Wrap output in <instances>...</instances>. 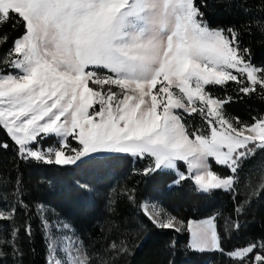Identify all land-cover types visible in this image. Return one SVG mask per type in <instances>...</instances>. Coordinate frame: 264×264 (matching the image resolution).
I'll return each mask as SVG.
<instances>
[{"label":"snow or ice","instance_id":"obj_1","mask_svg":"<svg viewBox=\"0 0 264 264\" xmlns=\"http://www.w3.org/2000/svg\"><path fill=\"white\" fill-rule=\"evenodd\" d=\"M206 7V0H0V45H8L0 56V129L11 141L0 142V150L14 147L25 162L46 165L87 159L103 166L120 153L148 157L144 176L172 170L176 184L190 180L195 192L222 190L235 199L245 164L264 152V114L251 122L230 117L225 108L233 97L216 96L207 86L234 81L239 93L264 98V67L252 63L238 29L209 25ZM21 23L23 34L9 44L3 29ZM194 115L201 127L185 119ZM69 136L81 147L66 154ZM38 137L59 138L60 146L40 149ZM251 175L238 216L253 198L264 197V176L253 184ZM19 183L14 194L27 209ZM16 212L15 205L0 207V222L14 223ZM148 215L159 229L190 232L193 250L219 251L231 264H264V239L225 252L215 216L185 225L175 215ZM227 227L243 225L237 219ZM18 231L0 236V261L8 246L13 256L22 255ZM25 232L31 235L30 225ZM136 246L112 242L105 250L110 257L95 260L81 242L52 241L48 264H117Z\"/></svg>","mask_w":264,"mask_h":264},{"label":"trees","instance_id":"obj_2","mask_svg":"<svg viewBox=\"0 0 264 264\" xmlns=\"http://www.w3.org/2000/svg\"><path fill=\"white\" fill-rule=\"evenodd\" d=\"M205 19L214 28L234 27L241 32L244 47L251 51L252 63L264 67V0H206ZM9 44L23 34V24L14 28L6 26ZM8 45H0V56ZM241 85L229 81L225 85H209L216 96L233 97L225 112L251 122L253 116L264 114V98L253 93L245 96L237 90ZM182 112V111H179ZM192 127H201L198 115L185 116ZM38 146L57 144L56 137H40ZM11 143L6 132L0 129V142ZM73 142L72 139L70 140ZM264 152L244 166L239 177L240 186L235 199L230 193L217 190L201 194L193 190L190 180L174 183L176 174L171 170L157 171L144 176L143 170L151 158H137L130 154H111L108 161L99 166L85 159L75 165H46L22 160L15 148L0 150V207L15 205V222H0V236L8 237L18 229L16 246L22 255L13 256L11 246L5 248L6 257L0 264H46L47 240L39 206L52 211L67 222L87 252L95 260L105 253L112 242L135 244L132 254L117 258V264H231L219 251L199 252L189 247V232L177 233L174 229H159L142 211L143 200H155L163 210L184 220L215 216L217 231L222 237L225 252L246 245L253 240L264 239V197L253 198L242 215L235 209L245 199V184L249 170L253 184L259 182L264 171L260 162ZM179 169L186 171L182 162ZM213 168L227 174V169L213 163ZM21 189L20 200L15 191L16 181ZM84 185V186H82ZM134 199H129V194ZM239 220L241 230H228V225ZM31 226V235L25 232Z\"/></svg>","mask_w":264,"mask_h":264},{"label":"rangeland","instance_id":"obj_3","mask_svg":"<svg viewBox=\"0 0 264 264\" xmlns=\"http://www.w3.org/2000/svg\"><path fill=\"white\" fill-rule=\"evenodd\" d=\"M0 67H2V65H0ZM233 74H237V73L234 72ZM243 78L244 77H241V79H243ZM89 86L93 87V88L97 87L95 85H92L91 83L89 84ZM108 87H109L108 85H105V88H108ZM111 87H112L113 91H116V92L119 93L120 90L116 86H111ZM173 91L178 93L177 89H173ZM96 107H98V105H95L93 108H90L89 109V113L91 114L95 110ZM174 111H178L179 112V111H183V110L182 109H175ZM98 119H99V117H97V120ZM71 139H72L73 142H76V144H78V145H74V143H71V141H70ZM56 140L58 142L57 144L47 145V146H44V147L38 146V147L40 149H46L49 146L59 147L60 146V140H59V138H56ZM67 145L68 146L63 149L66 154L70 153L71 148H79V147H81V145H79L78 140L74 139L71 136H69L67 138ZM180 171H182V170H180ZM173 172L177 176V173L175 171H173ZM82 186H84V185H82ZM145 204L148 206L147 207L148 214H155L156 211H159L162 216L166 215V214H169L166 211H164L162 206L160 205V203L158 201H155V200H143L141 202V209H142V211L144 213H145V211H144V208L142 206H144ZM153 206H155V207H153ZM39 210H40V214L42 216V222H43V226H44V230H45V236H46V240H47L46 264H48L49 243L50 242L55 241L58 244H62V243H66L69 239L74 241V242H81V241L79 240V238L74 233L73 228L67 222L57 218L52 211H48L44 206H42V207L39 206ZM148 214H146V215L149 217ZM210 217H213V215L206 216V217L200 218V219H190V220L187 221V223L189 221H193V222L204 221V220L209 219ZM187 223H186V225H187ZM64 225H68V227L64 228ZM190 239H191V233L189 232V242H190Z\"/></svg>","mask_w":264,"mask_h":264}]
</instances>
